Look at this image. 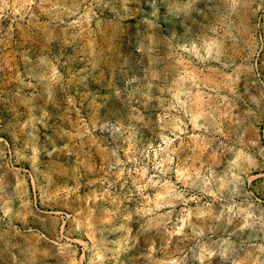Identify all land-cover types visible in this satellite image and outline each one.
Returning <instances> with one entry per match:
<instances>
[{
	"label": "rangeland",
	"instance_id": "rangeland-1",
	"mask_svg": "<svg viewBox=\"0 0 264 264\" xmlns=\"http://www.w3.org/2000/svg\"><path fill=\"white\" fill-rule=\"evenodd\" d=\"M0 264H264V0H0Z\"/></svg>",
	"mask_w": 264,
	"mask_h": 264
}]
</instances>
